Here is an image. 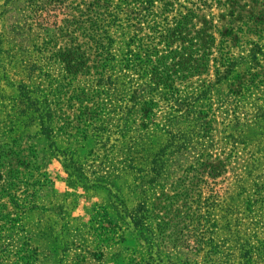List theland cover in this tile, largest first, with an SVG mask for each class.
<instances>
[{
  "label": "rangeland",
  "instance_id": "374dc122",
  "mask_svg": "<svg viewBox=\"0 0 264 264\" xmlns=\"http://www.w3.org/2000/svg\"><path fill=\"white\" fill-rule=\"evenodd\" d=\"M69 45L84 64L57 63ZM247 260L264 264V0H0V264Z\"/></svg>",
  "mask_w": 264,
  "mask_h": 264
},
{
  "label": "trees",
  "instance_id": "16d2710c",
  "mask_svg": "<svg viewBox=\"0 0 264 264\" xmlns=\"http://www.w3.org/2000/svg\"><path fill=\"white\" fill-rule=\"evenodd\" d=\"M43 1L44 3V0H41ZM56 2V0H53ZM49 3V2H48ZM51 3V1H50ZM66 39V38H65ZM69 39V38H68ZM70 41V39H69ZM91 47L94 49L95 46H94V40L92 41V45ZM70 48H72V45H69V47H65L63 49H60V50H57L56 51V57H57V63L59 65H62L63 67H66V68H71V65L73 64V62H76L78 64H84L85 63V59L83 58L84 54L83 53H80V54H73L72 52H70ZM76 57L78 58V61L76 60ZM230 66V65H229ZM229 66L226 67L225 71H224V74L227 75V73L229 72ZM219 81V80H218ZM160 86H156V87H153L152 90H154V93L155 94H159V95H162L163 97L168 95L170 92H171V88L170 87H162V90L160 91ZM167 90V91H166ZM198 91V89L196 90ZM195 91V92H196ZM191 94L189 95H186L185 97V100L183 101V105L181 106V104H178L180 105L179 107L181 108L180 110H178L177 112L181 113V116H179L180 118H189L191 112H192V109H193V104H191L192 100L194 99L192 97V95H194V90H191ZM191 97V98H190ZM165 100L168 101V97L165 98ZM179 119V118H178ZM176 124V123H174ZM169 127L172 129H174V125H170L169 124ZM175 136V135H174ZM175 139V138H173ZM185 141H183L182 143H184ZM182 143H180V145L178 147H174L173 144H169V148L171 150V153H177V152H180V154H183L185 152H187V145H181ZM174 149V150H173ZM163 151V150H162ZM171 153H168L167 156L171 155ZM164 155L165 154H159L156 159L154 160V169H155V175H161L163 169H164V166L167 162V159L164 158ZM59 157H66L65 156V153L62 152L61 155H59ZM66 159V158H65ZM208 166L211 167L210 165H206V164H201L200 167H198L200 169V172L204 173L206 172V169H208ZM211 169H209L210 171ZM208 170H207V174L210 173ZM248 175L251 174V170H248L247 172ZM208 199L204 198L201 200H199V208L202 209V208H206V209H209L210 207V204H209V199H211L210 197L207 196ZM184 203L183 206H187V205H192L194 202L188 198H185L183 200ZM208 216H206L207 218ZM237 263H240V262H237ZM246 264H252L250 262V260H247Z\"/></svg>",
  "mask_w": 264,
  "mask_h": 264
}]
</instances>
